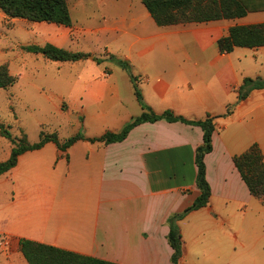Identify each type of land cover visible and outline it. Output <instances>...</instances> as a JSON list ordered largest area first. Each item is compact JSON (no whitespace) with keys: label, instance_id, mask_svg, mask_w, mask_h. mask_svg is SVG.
<instances>
[{"label":"crops","instance_id":"obj_1","mask_svg":"<svg viewBox=\"0 0 264 264\" xmlns=\"http://www.w3.org/2000/svg\"><path fill=\"white\" fill-rule=\"evenodd\" d=\"M118 1L128 9L115 11L112 24L101 30L112 31V39L131 53L125 58L140 64L144 100L156 112L217 116L213 150L205 156L212 196L180 220L183 239L186 219H221L236 225L238 260L264 264V202L250 192L233 161L254 143L264 154V87L239 100L246 77L264 79V45L225 53L218 47L232 26L264 23V10L159 26L144 4ZM51 33L60 36L44 32ZM107 92L99 113L107 116L112 108V127L105 130L120 131L143 109L128 73L113 69ZM202 143L200 126L159 120L134 127L121 142L80 140L64 152L50 141L26 151L0 177V185L10 189L0 205V233L19 247L21 238H30L121 264H171L168 217L200 194L195 158ZM77 148L84 149L80 159L74 157Z\"/></svg>","mask_w":264,"mask_h":264},{"label":"rangeland","instance_id":"obj_2","mask_svg":"<svg viewBox=\"0 0 264 264\" xmlns=\"http://www.w3.org/2000/svg\"><path fill=\"white\" fill-rule=\"evenodd\" d=\"M67 1L72 18L69 27L9 17L0 9V65L7 64L18 78L14 85L0 88V121L17 140L27 135L30 142H37L41 131L57 133L61 140L78 132L100 136L112 127V108L107 116L99 112L109 99L107 91L112 90L113 69L129 76L132 73L137 83L141 82L139 63L131 61L126 69L114 59L128 61L125 53H131L124 42L112 39V31L101 30L112 24L115 11L128 9V5L118 0ZM135 3L145 8L141 0ZM51 31H60V36L44 34ZM54 41L89 57L75 62L53 61L23 48ZM101 91L105 92L103 100L96 97ZM12 148V140L0 133V162L10 157ZM73 153L80 159L84 149L77 148ZM7 185H0V205L10 192ZM182 226L185 239L180 264H246L238 260L241 245L235 224L198 214L186 219ZM0 241V264H28L16 240L0 233Z\"/></svg>","mask_w":264,"mask_h":264},{"label":"trees","instance_id":"obj_3","mask_svg":"<svg viewBox=\"0 0 264 264\" xmlns=\"http://www.w3.org/2000/svg\"><path fill=\"white\" fill-rule=\"evenodd\" d=\"M159 26L175 24L201 23L218 19H232L245 16L251 11L264 10V0H141ZM0 9L9 17L23 18L35 22H50L71 26L72 18L67 0H0ZM264 45V23L251 25H235L229 33L218 40L222 53L231 52L235 47L258 48ZM33 53H42L53 61H79L89 57L85 52H74L53 43L45 45L30 44L23 47ZM117 62L128 69L129 61L117 59ZM109 74V72H107ZM130 78L134 85L135 95L143 109L142 113L133 117L120 131L106 130L100 136H86L78 132L65 140L57 133L41 131L37 142H30L27 135L21 139L12 137L5 124L0 121V133L11 139L13 148L10 157L0 162V177L18 163L19 157L26 151L42 148L46 143L54 142L58 149L67 151L80 140L103 142L110 144L125 140L131 130L144 123L166 120L181 121L186 124L200 126L203 130V143L196 149L197 165L196 184L200 194L194 202L181 211L168 217V242L173 249L172 264H180L184 256V239L179 225L180 220L192 211L201 209L210 203L212 187L207 178L205 156L213 150V135L216 129L217 116L208 113L200 119H189L171 109L156 112L145 100L137 78L132 73ZM17 76L11 73L7 64L0 65V88H8L17 82ZM264 87V79L246 77L239 92V100L245 99L253 88ZM227 110L224 115H229ZM236 168L247 184L250 192L264 202V154L258 143L252 144L246 151L233 158ZM20 251L28 264H121L104 258L86 255L65 249L53 244L30 238L20 239Z\"/></svg>","mask_w":264,"mask_h":264},{"label":"built area","instance_id":"obj_4","mask_svg":"<svg viewBox=\"0 0 264 264\" xmlns=\"http://www.w3.org/2000/svg\"><path fill=\"white\" fill-rule=\"evenodd\" d=\"M0 245H3V241H0Z\"/></svg>","mask_w":264,"mask_h":264}]
</instances>
